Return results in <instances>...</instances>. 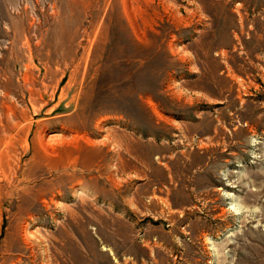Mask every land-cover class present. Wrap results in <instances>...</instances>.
<instances>
[{
	"label": "rangeland",
	"instance_id": "374dc122",
	"mask_svg": "<svg viewBox=\"0 0 264 264\" xmlns=\"http://www.w3.org/2000/svg\"><path fill=\"white\" fill-rule=\"evenodd\" d=\"M0 93V264H264V0H0Z\"/></svg>",
	"mask_w": 264,
	"mask_h": 264
},
{
	"label": "bare ground",
	"instance_id": "6f19581e",
	"mask_svg": "<svg viewBox=\"0 0 264 264\" xmlns=\"http://www.w3.org/2000/svg\"><path fill=\"white\" fill-rule=\"evenodd\" d=\"M0 94H1V93H0ZM0 101H1V99H0ZM2 103H3V102H2ZM0 105H1V102H0ZM3 106H4V105H3ZM3 108H5V107H2V109H3ZM0 109H1V108H0ZM2 109H1V110H2ZM6 109H8V112H7V113H5V112H3V111H2V112H3L4 115L1 114L2 112L0 113V128H1V127L3 128V129L1 130V131H3V132H4V131H7V130L10 131V129L13 130L12 128L16 127V125H17L16 122H15V124H16V125H15V124L12 123L13 121H11V119L14 118L15 115H16L15 111H12V109H11V108L9 109V107H7ZM1 110H0V111H1ZM2 119H3L4 121H1ZM4 123H5V125H4ZM13 126H14V127H13ZM18 128H19V127H18ZM23 129H24V128H23ZM23 129H22V130H23ZM26 129H27V128H25V131H26ZM20 130H21V129H20ZM14 131H15V130H14ZM16 131L19 132L18 130H16ZM16 131H15V133H16ZM25 131H24V136L27 135V134H26L27 131H26V133H25ZM7 132H8V131H7ZM21 132H22V131H21ZM3 134H5V136H6V133H3ZM9 134H10V133H9ZM18 134H19V133H18ZM22 134H23V133H22ZM11 136H13V134H12ZM19 136H20V135H19ZM21 136H23V135H21ZM21 136H20V137H21ZM6 137H7V136H6ZM8 137H9V135H8ZM15 137H16V136H15ZM17 138H18V137H17ZM0 139L2 140L3 138H0ZM5 139H6V138H5ZM5 139H4V140H5ZM8 139H9V138H8ZM8 139H7V140H8ZM15 139H16V138H15ZM25 139H26V138H25ZM1 140H0V144L2 143ZM4 140H3V141H4ZM10 140H12V139H10ZM13 140H14V139H13ZM13 140H12V141H13ZM23 140H24V139H23ZM12 141H10V142H12ZM15 141H16V140H15ZM15 141H14V142H15ZM7 142H8V141H7ZM14 142H13V145H14ZM18 142H19V141H18ZM24 142H25V140H24ZM24 142H23V143H24ZM4 143H5V142H4ZM6 144H7V143H6ZM9 144L12 145L11 143H9ZM23 145H24V144H23ZM2 146H3V145H2ZM4 146L6 147L5 144H4ZM4 146H3V147H4ZM7 146H8V144H7ZM0 147H1V146H0ZM3 147H2V149H3ZM13 147H14V146H13ZM22 147H23V146H22ZM8 149H9V147H8ZM8 149H3V150H8ZM13 149H14V148H13ZM11 150H12V148H11ZM9 151H10V149H9ZM12 151H13V150H12ZM10 152H11V151H10ZM0 153H1V152H0ZM2 153H3V152H2ZM2 153H1V154H2ZM7 153H8V151H7ZM3 154H4V153H3ZM5 154H6V152H5ZM11 154H12V153H11ZM4 156H7V155H4ZM10 156H11V155H10ZM10 156H9V157H10ZM0 158H1V157H0ZM4 159H5V158H4ZM9 160H10V159H9ZM0 163L2 164L3 161L0 160ZM0 167H1V165H0ZM11 178H12V177H11ZM4 179H5V178H4ZM8 181H9V180H8Z\"/></svg>",
	"mask_w": 264,
	"mask_h": 264
}]
</instances>
